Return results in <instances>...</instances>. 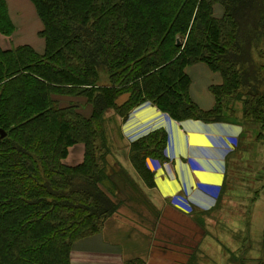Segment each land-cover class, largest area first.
<instances>
[{"label": "trees", "instance_id": "obj_1", "mask_svg": "<svg viewBox=\"0 0 264 264\" xmlns=\"http://www.w3.org/2000/svg\"><path fill=\"white\" fill-rule=\"evenodd\" d=\"M29 1L43 24L44 53L0 48V264H70L73 244L98 233L121 197L143 204L127 172L105 166L107 111L125 120L148 101L178 121L224 122L234 113L227 104L239 100L243 118L264 130V0ZM0 21V33L11 34L7 0ZM195 62L221 76L209 87L215 102L207 110L189 96L185 68ZM57 95L84 96L89 114L61 107ZM77 143L83 160L67 164ZM165 146L162 128L129 145L148 187L146 160L167 161Z\"/></svg>", "mask_w": 264, "mask_h": 264}, {"label": "crops", "instance_id": "obj_2", "mask_svg": "<svg viewBox=\"0 0 264 264\" xmlns=\"http://www.w3.org/2000/svg\"><path fill=\"white\" fill-rule=\"evenodd\" d=\"M185 71L191 79V100L210 109L215 99L209 87L221 83L220 74L203 62L189 64ZM127 97L119 96L116 103L122 104ZM236 107L234 116L229 111L224 122L178 121L148 101L133 107L125 120L108 116L107 111L105 166L107 170L112 165L123 168L142 193L143 204L129 205L121 197L100 232L73 244L70 264H231L236 242L230 227L229 231L220 227L219 213L229 208L226 193L235 179L245 182L259 173L245 171L255 157L246 161L248 149L241 147L254 127L243 118L241 101H236ZM158 128L166 132L167 161L147 158L154 182L148 187L129 161V145ZM72 146L64 161L74 165L83 160L85 148L82 143ZM241 157L244 170L237 160ZM106 182L111 184L109 179Z\"/></svg>", "mask_w": 264, "mask_h": 264}, {"label": "rangeland", "instance_id": "obj_3", "mask_svg": "<svg viewBox=\"0 0 264 264\" xmlns=\"http://www.w3.org/2000/svg\"><path fill=\"white\" fill-rule=\"evenodd\" d=\"M8 1L12 3V6L8 7V16L13 24V31L9 35L0 33V48L5 49L19 45H28L35 53L41 55L44 53L45 40L43 37L39 36L38 32L43 28V24L41 19L37 16L35 8L29 0ZM222 13V7L220 5H215L213 10L214 16H221ZM0 22L2 26H6L5 22ZM177 43L179 44V39ZM256 59L257 57L255 56V62ZM257 62L260 61L257 60ZM15 95L16 94H13V97ZM54 98L58 100L57 103L61 107L76 104L78 108L76 111L81 114L87 116L90 112L91 107L87 104L84 96L64 97L63 95H57L54 96ZM236 101L237 100H232L229 102L227 104L228 107L236 110ZM8 109L11 113V118H14V106H9ZM108 114H110L108 116H112L113 111L110 110ZM234 114L235 113H233V116ZM112 120H114V118ZM249 121L253 123L252 126L254 127V131L252 134L245 136V140L247 141L241 148L248 149V153L246 157H244L246 161L250 163L249 160L253 157H255V159L254 162L248 165L245 171L252 172L253 170H258L259 173H254V176L247 177V181L245 182H238V179H235V182L232 183L230 189L226 193L231 200L229 201V208L219 213L218 220L221 228L227 231L230 230L229 227L232 229L230 230V234L236 242V255L234 260H230L231 264H257L259 260L264 258L263 247H261V243L264 242V130L263 133L260 132V130H262L260 122ZM112 122L113 121L107 123L110 128ZM237 160L240 164V170H244L243 157ZM237 177L238 176H236V178ZM122 181H125V179H122ZM107 186L112 189V186ZM133 203H135V201ZM183 210H185V208H183ZM210 225L213 226L212 224Z\"/></svg>", "mask_w": 264, "mask_h": 264}, {"label": "water", "instance_id": "obj_4", "mask_svg": "<svg viewBox=\"0 0 264 264\" xmlns=\"http://www.w3.org/2000/svg\"><path fill=\"white\" fill-rule=\"evenodd\" d=\"M5 134V131L0 127V138H3Z\"/></svg>", "mask_w": 264, "mask_h": 264}]
</instances>
